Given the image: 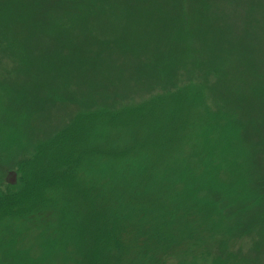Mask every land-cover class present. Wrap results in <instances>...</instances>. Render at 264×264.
I'll return each mask as SVG.
<instances>
[{"label":"rangeland","instance_id":"374dc122","mask_svg":"<svg viewBox=\"0 0 264 264\" xmlns=\"http://www.w3.org/2000/svg\"><path fill=\"white\" fill-rule=\"evenodd\" d=\"M14 1L34 14L30 21L23 17L30 23L25 30L7 13L12 1L0 0V39L22 43L11 56L0 44V185L23 188L26 155L33 182L39 172L45 190L61 185L73 191L40 192L48 201L67 199L33 216L0 209V264H86L92 258L97 264H264V0L144 4L150 19L135 30L152 33L164 17H177L201 32L217 27L233 41L232 54L241 55L236 64L230 56L223 74L202 77L206 84L198 71L186 76L184 94L172 101L151 100L166 86H140L133 75L144 70L136 74L133 54L108 35L95 32L97 42L81 49L80 24L70 26L74 31L54 25L61 16L94 17L96 30L110 24L117 36L133 0H59L75 5L62 14L53 8L58 0ZM169 71H159L162 81ZM246 94L255 98L250 109ZM156 124L163 136L155 134ZM72 152L79 161L69 175L61 174ZM11 172L17 174L14 186L7 182ZM114 218L130 234L114 232ZM134 231L152 245L144 248L137 235L132 241ZM160 237L164 242L154 245Z\"/></svg>","mask_w":264,"mask_h":264},{"label":"trees","instance_id":"16d2710c","mask_svg":"<svg viewBox=\"0 0 264 264\" xmlns=\"http://www.w3.org/2000/svg\"><path fill=\"white\" fill-rule=\"evenodd\" d=\"M11 1L12 2H10L8 4L12 5L14 8H11L9 10L7 9V13H9V11H12L13 13H11L10 17H12L13 20H15L16 22L21 21L22 28H24L26 30V28H28L30 26L29 21L33 17V14H34V11L32 10L33 8L28 9V10L23 8V10H22V6H21L22 3L21 2L15 3L16 1H14V0H11ZM72 1H74V0H66L65 2H72ZM150 1L151 0H147V1L146 0H133L131 2L130 1L127 2L128 11H130V10L131 11L127 12L123 15L122 21H121V23L123 25V32L118 34L117 36H116L117 27L112 28L113 25H110V24L106 25V23H100V26L102 28L96 30V28H94L93 25L99 21H97L94 17L78 18V17L72 16L70 18L67 17L64 19V17L61 16V18H59L60 20L58 18L56 19V21L54 22V25L56 23H59V24L63 25L64 27L69 28V30L74 31L75 28L72 30L70 28V26H74L75 24H80L82 27V30L79 31V33L82 32V34H83L82 39L85 38V40H86L85 44L82 46H81V44H79V45L77 44V46H80L81 49H83V47L86 46L87 49L89 50V48H91L93 46V44H95L97 42V40L94 38L95 32H97V33L100 32L101 34L108 35L112 41L115 40V43L120 48L124 49L123 53H129L130 52L131 55L133 54V60L138 62V65H137L138 71L136 74L139 75V73L143 72L142 69L144 70V73L142 76L139 75V76L135 77V75H133V79H135V81L140 83L141 84L140 86H143L146 83H151L154 81H156L159 84H163L166 86L165 88L161 87L162 90L163 89L164 90L159 94L153 95L154 97L151 100L162 98V97L171 98L173 96H176L173 99H169V98L164 99V100L172 101L174 99H177V97H181L184 94V92L181 90L187 82L185 77L186 76L192 77V75H196L197 71L201 73L200 81L202 83L206 84L207 82L205 83V80L207 78L212 77V75L216 76L221 71L222 65L227 61L230 62V60H231L230 56L234 57L233 64L234 63L236 64V60H238V59L241 62L240 53L239 52L237 53V55H236L238 57V59H237L232 54V52L230 51L231 47H234L233 43L231 44L232 40L229 41V40L225 39L224 37H222L219 33L218 28L215 26H209L208 25L206 27V29H203L202 30L203 32H201V29H200L201 26H199L200 28H194V27H191V24L183 25V23L177 17H168V18L164 17L163 21H161L158 24V27H156L152 33H148L147 29L145 27L138 28L137 30H135L136 24L140 25V27L141 26H147V24H148L147 20L150 19L148 16L150 13L148 12L147 8L153 9L154 5L156 4V1H159V0H152V4L149 3V5H147V8H146L144 6V4H147ZM74 6L75 5L64 3L63 1L58 0L57 2L54 3L53 8H56L57 11H60V14H62V12L64 11L62 9L63 7L65 8V10H73ZM77 6H78V4L76 5V7ZM81 7H82V5H81ZM136 7H138V8H136ZM141 7H143V11L141 10ZM156 7L161 8L159 3L156 4ZM2 12L5 13L4 9H0V13H2ZM111 12L112 11L107 12L108 22L114 21V18L112 16ZM169 12H170V9L167 8L165 10V14L169 13ZM23 17H27L29 19V21L27 19H23ZM40 20H43L42 15L39 16V21ZM36 23L35 22L32 23V24H34L33 25L34 27H38V26H36ZM178 24H180L181 26L179 27L180 30H178L176 32L175 28L178 27L177 26ZM110 28L114 29V31L111 34H110L111 31L108 30ZM175 32L177 33L176 39L174 38V35H173V34H175ZM191 36L194 38L195 42H198L199 44L202 45L201 50L199 49V47L197 45H195V46L191 45V40H190ZM17 41H18V39H17ZM0 44L3 46H4V44H7V46H9L6 49V54L9 56L15 54L16 51L14 49L17 50V49L22 48L21 42H18V46H17V42H11L10 39L8 40V38L5 36L1 37ZM65 46L68 47V43L64 44V47ZM246 50L249 52V47ZM137 57L142 58L141 63L139 62V58H137ZM151 61H153V63L150 64ZM142 62H144V63H142ZM163 63H168V64L164 65ZM162 65H163V67H166L168 69H163ZM90 67H92L94 69L97 68V67L95 68L93 66H90ZM163 70H170L167 73L165 72L166 79L164 81H162L160 76H159V71H163ZM226 70H227V68L225 70L222 69L220 74H223ZM163 74H164V72H163ZM205 75H207L208 77H206L205 80H203L202 77H204ZM157 77H158V79H157ZM217 77H219V76H217ZM243 86H245L247 88L248 82H244ZM246 101L248 102L246 105H247L248 109H250L251 108L250 104L253 105V103H255V98H254V96L252 97L251 95L246 94ZM150 104L147 107H149ZM157 104L158 103H152L151 105H157ZM165 125L167 127H169L168 124H165ZM166 126H164V127H166ZM155 127H157L156 129H154L155 134H157L159 136L161 134V136H163L162 126L160 127L159 125L156 124ZM156 131H159V133ZM38 143L37 144L39 147L42 146L41 141H39ZM42 143H44V142H42ZM57 143H55V144H57ZM34 153L36 154L35 155V158H36V156L38 155V151L37 152L35 151ZM73 153L74 152H72L69 156H67L68 160H66V163H65L66 165L64 166V171H62L61 174L66 173L67 175H69L68 171L71 168H73L74 164H77V162L79 161V160H76V158H72ZM26 154H27V151H26ZM78 157L80 158V155L77 156V159H78ZM24 159H25V161H21V165H22L23 169L20 170V173L22 170H24L23 178H21V181H20L21 183H24L23 188H19L20 186L18 188H16L15 186L12 188L9 186H3V185L1 186L0 185V209L1 210L5 209L6 212H9V211H11V209H14L13 212H14L15 217H19L21 215V213H24L25 211L27 212L28 210H30L28 213H30V215H32V216L36 215V214H40V212L42 210H44L45 208L48 207L49 203H54V202L56 203L57 200L59 199V198H52V200L50 199V201H48L43 197V195L40 194V192L41 193L48 192V193L57 194L58 191H60L61 193H65V192H67L73 188V187H69V186L62 187L61 185H58V187H56V189H46L45 190L39 184L40 183L39 179L41 178L39 176V172L35 173L34 179L36 181L33 182V180L30 179L31 174L33 173V169L30 166L29 159L26 160L27 159L26 155H25V158H23L22 160H24ZM28 163H29V166L26 168L25 166ZM43 170L45 171V169H43ZM25 172H27V173H25ZM55 173H57V171H55L53 173L49 172L48 175L51 178H53ZM64 182H65V184L71 185V183H68L67 180H64ZM113 183H114V181H112V184ZM145 183L146 182L143 181V184H145ZM52 186L55 188V185H52ZM40 187H42V188H40ZM55 190H56V192H55ZM35 191H38V193L34 196L32 194V192L36 193ZM71 191H73V189ZM30 194H32V195H30ZM137 194H140V192L138 191ZM39 195H40V197H39ZM32 196H34V197L32 198ZM261 196L263 198L264 194H261ZM35 197L37 199H35ZM66 199H67L66 196H64L63 198H60L57 203L60 206H62L61 205L62 201H65ZM35 201H37L39 204H35L36 203ZM40 201H44V202H40ZM41 205H43V207ZM142 206H144V204ZM35 208H36V210H32ZM50 210L51 209L49 208L46 210V212H49ZM131 212H133V211H131ZM137 214H138L139 218H141V216H142L141 213L137 212ZM0 215H2L1 212H0ZM10 216H12V215H10ZM4 217H8V216H4ZM257 218H258V214L255 216V219L252 222L254 223ZM121 222H122V228H120ZM133 223H135V222H133ZM111 225H112L113 231L116 233H118L120 231L121 233H125L127 235V234H130V232H128V230H132V229H127V227H124L123 220H120V219L114 218V220H112V222H111ZM135 228L138 229L137 227H135ZM123 229H124V231H123ZM152 231L153 230H150V232H152ZM245 231L246 230H244L242 233H244ZM146 233L149 234L148 231H146ZM154 234L156 235L158 233H154ZM112 235H115V234H112ZM118 235L121 236L120 234H118ZM136 235L138 237H140V235H142V234L138 235L137 232H135V234L132 235V241H134V239L137 238ZM158 236H159V234L155 238H157ZM99 239H98V237L96 238V240H99ZM149 240H150V237H147V240H145V238L143 239L140 237V239L136 240V241H137V243L142 244L143 247L145 248L146 246L152 245L149 242ZM120 241H121V238H120ZM160 241L162 243L164 242V241H162V239L160 237L154 243V245L161 244ZM97 244H99V243L97 242ZM87 260H88L87 261L88 263H86V264H97V262L93 258L87 259ZM80 264H81V261H80Z\"/></svg>","mask_w":264,"mask_h":264},{"label":"water","instance_id":"95a60500","mask_svg":"<svg viewBox=\"0 0 264 264\" xmlns=\"http://www.w3.org/2000/svg\"><path fill=\"white\" fill-rule=\"evenodd\" d=\"M7 182L10 184V185H16L17 183V174L15 172H11L8 177H7Z\"/></svg>","mask_w":264,"mask_h":264}]
</instances>
